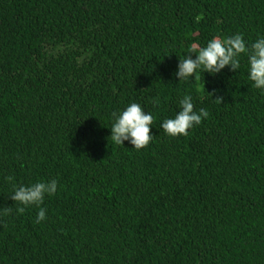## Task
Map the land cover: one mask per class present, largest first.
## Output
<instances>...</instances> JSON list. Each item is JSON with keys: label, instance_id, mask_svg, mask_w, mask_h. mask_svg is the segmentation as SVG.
Returning a JSON list of instances; mask_svg holds the SVG:
<instances>
[{"label": "trees", "instance_id": "obj_1", "mask_svg": "<svg viewBox=\"0 0 264 264\" xmlns=\"http://www.w3.org/2000/svg\"><path fill=\"white\" fill-rule=\"evenodd\" d=\"M237 32L264 35V0H0V264H264V92L246 58L176 75ZM186 91L210 115L171 137ZM131 101L155 114L140 150L110 137ZM9 175L58 181L44 221Z\"/></svg>", "mask_w": 264, "mask_h": 264}, {"label": "clouds", "instance_id": "obj_2", "mask_svg": "<svg viewBox=\"0 0 264 264\" xmlns=\"http://www.w3.org/2000/svg\"><path fill=\"white\" fill-rule=\"evenodd\" d=\"M186 52L189 55L179 56V71L176 75L180 82L189 83L193 76L198 80L205 72L215 74L228 65H231L232 70L241 69L242 59L246 58L243 66L247 72V79L252 82L253 88L264 92V35L251 42L239 32L224 37L214 36L203 46L192 44ZM204 89L205 84L198 91L203 94ZM152 104L158 105L159 97H155ZM177 107L179 111L165 117L160 125L171 137L188 136L189 130L199 126L210 115L207 108L195 109L194 96L190 91L177 98ZM154 120V112H146L143 104L131 101L112 114L109 127L111 140L117 145H124L127 141L137 150L145 148L153 140L151 129ZM5 180L11 185L12 200L19 205L16 209L18 213L22 214L27 208L35 206L38 209L35 222L40 223L47 218L48 209L44 202L47 197L57 193L56 179L18 184L15 176L9 175Z\"/></svg>", "mask_w": 264, "mask_h": 264}]
</instances>
